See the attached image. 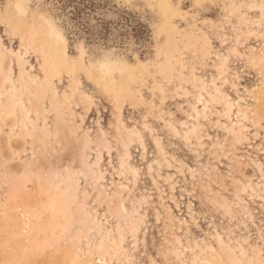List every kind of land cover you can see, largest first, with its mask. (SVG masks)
Segmentation results:
<instances>
[{"label":"rangeland","instance_id":"rangeland-1","mask_svg":"<svg viewBox=\"0 0 264 264\" xmlns=\"http://www.w3.org/2000/svg\"><path fill=\"white\" fill-rule=\"evenodd\" d=\"M162 1L26 0L67 39L56 97L0 23V264H264V0Z\"/></svg>","mask_w":264,"mask_h":264},{"label":"bare ground","instance_id":"bare-ground-1","mask_svg":"<svg viewBox=\"0 0 264 264\" xmlns=\"http://www.w3.org/2000/svg\"><path fill=\"white\" fill-rule=\"evenodd\" d=\"M8 7L9 8L5 13L0 11V23L7 26V33L9 35L19 40L21 48L18 51L3 48L5 51L7 50L9 54L17 57L19 65L21 66L20 80L24 79L25 76L28 75L31 83L36 82L33 77H30L29 71L25 68L24 55H26L31 49H35L36 53L38 50L39 52H42L43 55L41 67L42 70L46 72L45 77H47V87L53 89L54 96L56 97L57 90L55 89L54 81H61L63 79L62 73L66 68H68V63L72 61L67 53L66 36L55 23L42 16L34 19L32 23H28L26 21V15L28 12L26 0H17ZM160 7L164 12L163 14L168 17V13L171 8L170 0H163ZM172 11L174 10L172 9ZM8 14L10 16H8ZM170 59L171 55H167L166 61L162 64V68L160 67L162 74H166L171 70L172 64L170 63ZM103 69V76L109 79H105L104 81L105 88L110 93L114 94L113 96L119 104H122L126 98L132 95L130 83L134 81L135 77L133 73L129 71L130 66L123 63L107 62L103 65ZM115 73H119L121 75V80L120 82L118 81L119 84H117L118 82L114 78ZM8 81H10V84L13 83L11 78ZM15 90V83H13L11 92L14 93ZM29 115L30 112L25 113L27 120L29 119ZM87 139H89V136H87ZM125 155L126 158L129 157V152L127 151ZM126 163V160L122 161V166H126ZM121 186L123 187L124 184ZM97 225L101 227L100 223H97ZM102 264L109 263L107 260H103Z\"/></svg>","mask_w":264,"mask_h":264}]
</instances>
